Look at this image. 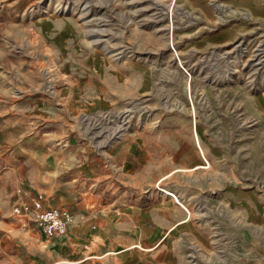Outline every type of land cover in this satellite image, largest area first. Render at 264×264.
Wrapping results in <instances>:
<instances>
[{"label":"rangeland","instance_id":"374dc122","mask_svg":"<svg viewBox=\"0 0 264 264\" xmlns=\"http://www.w3.org/2000/svg\"><path fill=\"white\" fill-rule=\"evenodd\" d=\"M58 139L114 185L125 144L181 166L152 190L188 203L185 263L264 264V0H0V264L57 258L14 206L40 198L26 167Z\"/></svg>","mask_w":264,"mask_h":264},{"label":"crops","instance_id":"0c3cea01","mask_svg":"<svg viewBox=\"0 0 264 264\" xmlns=\"http://www.w3.org/2000/svg\"><path fill=\"white\" fill-rule=\"evenodd\" d=\"M67 27L66 31L72 28ZM62 141L49 142L47 149L33 153L25 173L26 185L40 196L26 200L41 209L55 204L69 216L62 235L47 237L37 229L49 238L57 254L52 264H186L177 227H195L189 222L190 211L183 206L188 203L175 197L177 203L152 190L157 176L164 172L160 180L166 179L181 166L154 169L153 162L143 160L153 158L150 150L142 152L139 144L132 145L130 156L125 144L120 153L131 159L132 167L129 173L121 171L119 183L124 184L114 185L109 169L94 161V152H89L84 166H78L68 145L55 144ZM140 153L147 155L142 158ZM47 159L55 164L50 173L44 165ZM94 183L96 190L91 189ZM207 205L211 207L209 216L218 217L219 199L212 197Z\"/></svg>","mask_w":264,"mask_h":264},{"label":"built area","instance_id":"2783aa9c","mask_svg":"<svg viewBox=\"0 0 264 264\" xmlns=\"http://www.w3.org/2000/svg\"><path fill=\"white\" fill-rule=\"evenodd\" d=\"M160 190L165 193L169 192L175 198L172 192L164 188ZM14 212L20 217L24 229L36 228L47 237L59 236L67 231L69 216L56 205L41 209L37 205H32L28 200L23 199L15 204Z\"/></svg>","mask_w":264,"mask_h":264},{"label":"bare ground","instance_id":"6f19581e","mask_svg":"<svg viewBox=\"0 0 264 264\" xmlns=\"http://www.w3.org/2000/svg\"><path fill=\"white\" fill-rule=\"evenodd\" d=\"M85 5V4H84ZM65 10V9H64ZM65 11H67V9L65 10ZM93 31H95V32H93ZM93 33H91V34H97V35H99V34H101V28H99V29H93ZM90 33V32H89ZM102 40V38L101 37H99V38H96L95 40H93L94 41V43L95 42H100ZM124 127L125 126H122V127H118V128H116V129H114V130H111V131H109V133H107V135L106 136H111V135H115V134H117V133H121V131L124 129ZM164 189H166V190H168V191H170L171 192V190L170 189H167V188H164ZM168 193V195H170L169 194V192H167ZM170 197H171V195H170ZM171 199H174V196L173 197H171ZM174 201L175 202H177L175 199H174ZM178 203V202H177Z\"/></svg>","mask_w":264,"mask_h":264}]
</instances>
